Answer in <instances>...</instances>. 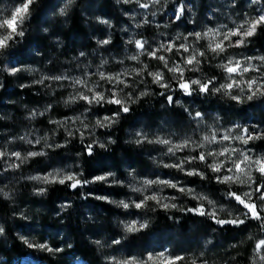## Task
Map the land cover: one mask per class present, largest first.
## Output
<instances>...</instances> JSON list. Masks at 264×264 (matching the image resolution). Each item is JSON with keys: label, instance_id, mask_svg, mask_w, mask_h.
Here are the masks:
<instances>
[{"label": "snow or ice", "instance_id": "obj_1", "mask_svg": "<svg viewBox=\"0 0 264 264\" xmlns=\"http://www.w3.org/2000/svg\"><path fill=\"white\" fill-rule=\"evenodd\" d=\"M117 2L135 4L146 13L153 6L161 4V0H117ZM246 2L249 7L255 6L253 12L245 11L239 14V19H233L230 25L228 23L208 25L201 31L188 30L173 39L156 43H149L145 38L130 37L125 43L132 45L134 51L124 59L117 60L116 63L123 65L127 60L133 62L134 67H125L118 72H107L102 69L109 61L101 59L94 70L84 71L79 77L67 74L45 75L32 84L20 85L22 88L32 85L51 87V84H46V81H50L58 87L71 88L72 91L68 92L63 100L64 105L81 104L85 113H91L96 117L91 127L84 123L81 116L65 115L64 120L49 118L48 122L57 126L52 129L53 132H58L60 128L64 129L61 133L63 142L47 145V148L53 152L67 148L76 139L81 145L77 155L92 157L96 154V148L105 152L110 151V146L117 143L112 136L113 128L122 118L128 117L134 111V105L152 96L162 97L169 107L181 106L183 115H186L190 122H195L192 134L185 133L183 136H177L171 130L165 134L163 128H157L155 132L146 130L155 127L153 122L134 133L130 132V138L125 141L141 149L145 146H153L152 151L159 152L162 157L159 160L154 158V163L164 169L174 170L180 176L173 174L171 178H160L159 175L154 179L146 178L129 164L127 180L117 179L116 173L111 171L93 176L90 180H81L82 171L70 172L55 168L43 176L31 177L44 185H66L73 190L90 183L102 182L108 186L127 187L131 193L136 194L121 200H109L107 196L95 197L124 210V219L119 221L121 232L112 238L108 246L126 248L129 254L105 256L103 258L105 264H207L203 252L195 258L185 252H173L168 248L160 251H145L140 255L131 254L133 244L130 238L146 239L140 234L145 233L150 227L148 213L158 211L191 214L211 221L220 228L231 226L232 229H238L241 234L250 228H255L256 233L247 236V240L252 243L254 256L250 258L251 264L257 262L264 264V153L257 152L254 147L257 142H264V129L259 126L250 129L235 124L226 130L210 127L201 135L200 124L205 120L204 113L185 107L176 95L179 93L185 98L219 96L238 105L264 101V51L257 49L258 54H247L256 43L253 38L264 35V0H246ZM37 3L38 0H15L11 10L6 13L0 12V56L10 55L16 61L4 69L8 75L15 76L25 70L24 64L31 53L22 45L28 31L27 22L32 19V12ZM74 5L76 0H63L62 6L50 7L58 6V15L67 17ZM226 6L235 9L242 8L243 4H238L237 0H228ZM125 14L128 15L126 10ZM190 16L191 6H186L182 2L177 3L170 22L179 27ZM98 20L99 23L112 28L108 20L100 18ZM189 22L195 24V18H191ZM149 23L150 20L145 14L143 24ZM142 26L140 23L136 24V28ZM44 31L47 32L48 29L44 28ZM122 31L127 32L128 29ZM111 44V36L97 41V47L104 48L108 52L112 49L106 46ZM236 49L246 51H233ZM79 55L84 57L86 54L80 52ZM205 65L219 69V74L203 75ZM196 73L202 75L196 76ZM3 86L0 83V88ZM184 103H187V100ZM52 107L50 103L42 112L33 110L29 119H34L37 115L44 116L52 111ZM101 112L107 114L101 115ZM216 119L219 120V117ZM78 123L83 127L68 126ZM138 123L139 121H136V124ZM97 130H105L101 132V135L107 133L104 140L97 135ZM20 139L24 140L25 137ZM26 142L33 146L40 143L39 140ZM237 144L242 147H237ZM149 154L151 155V152ZM43 156H47V152L29 150L26 154H22L19 151L9 152L0 145V162H2L0 171L19 169L28 160ZM181 177H199L200 181L224 186L223 199L230 204L235 202L232 205L235 214L228 212L222 216L221 213L225 211L222 203L218 204L217 200L189 187ZM165 188L172 189L180 195H164ZM46 192V187L36 190L37 195H44ZM4 195L5 198H9L7 193ZM181 197H187L195 201V204L191 207L185 206ZM167 218L177 220L174 216ZM3 233L4 228L0 227V235ZM21 240L28 248L41 252L48 254L63 252V248L52 247L47 242L33 243L24 237H21ZM92 243L97 246V251L106 246L99 239L93 240ZM232 247L235 248L237 245L233 244ZM120 248H117V251Z\"/></svg>", "mask_w": 264, "mask_h": 264}, {"label": "trees", "instance_id": "obj_2", "mask_svg": "<svg viewBox=\"0 0 264 264\" xmlns=\"http://www.w3.org/2000/svg\"><path fill=\"white\" fill-rule=\"evenodd\" d=\"M181 1L183 0H173L172 3L174 5ZM55 3L56 0H38L32 12V19L27 22L28 31L22 47L27 48L30 53L35 52L44 56L45 59L55 54L58 59L66 60L69 53H74L77 49H85L86 46L91 44L89 28L86 27L87 21L81 10L87 1L83 5V0H76V5L73 6V10L67 16L66 21L59 22V15H55L57 6L52 12V17L55 15L57 18L53 17L52 21H44L45 12L51 13L53 7L50 6L56 5ZM57 5L59 6V3ZM98 7L100 13L108 14V18L110 17L112 20L119 22V9L115 6L113 0H99ZM63 22H65L64 25H62ZM44 28H47L48 31L45 32ZM55 34L59 43L58 41H55L56 43L52 42L51 38ZM113 38L117 42L119 36L114 34ZM253 39L256 41L253 47L263 50L264 35H259ZM7 57L8 55L0 56V83L4 85L0 89V111L3 113L12 111L22 116L20 106L13 102L20 101L29 105L30 102L36 101L32 95V88L21 89L19 84L16 83L17 78L4 72ZM31 58L32 55L26 63L32 62ZM203 74L212 76L213 72L210 68H207L204 69ZM176 95L187 101L196 100L202 112H206L207 109L218 110L223 113L231 110L239 116L242 114L248 117L249 113L255 110V108L252 109L253 107L249 109L248 107L244 109L237 108L235 103L226 105L218 96L185 98L180 96L179 93H176ZM4 100H7L8 104H5ZM133 107L134 111L128 117L122 118L120 123L113 128L112 136L117 140V143L110 146V151L105 152L96 148V154L92 157L77 155L81 145L76 139L65 149H57L55 152L49 151L47 155L49 161L55 164L56 162L63 164L68 161L72 165H79L80 171L83 172L80 177L81 180H90L93 176L109 171L115 172L117 177L124 179L126 176L124 170L127 167L129 168V164L140 171L148 168L149 163L141 154L140 149L136 148L135 145L125 143L128 139L127 132H130L133 125L139 120L146 124L155 123L156 120H162L163 117L164 119L183 121L185 115L176 107L167 106L166 101L158 96L145 98L144 101ZM162 107L165 109L164 113H162ZM254 113L256 116H263L262 112L255 111ZM2 120L0 119V130L6 124ZM257 146L259 149H264V142H258ZM68 157L69 159H66ZM29 168L45 170V158H36ZM190 180L191 184H199L214 197L229 203L223 199L224 186L200 181L196 178ZM22 190L25 195L24 198L28 199H17L13 202L0 196V227L4 228V233L0 235V264H19L29 255L42 264H75L78 259L84 260L86 264H105L100 250L97 251V246L92 241L96 239L105 241V238L112 240L114 236L120 234L117 233L115 227L119 213L110 203L94 199L88 194L114 196L118 194V190L106 187L99 182L90 183L75 190L66 185H54L47 188L43 199H36V197L29 199L27 186H23ZM65 202L69 205L61 211L59 206ZM187 203L186 206L191 207L195 204V201L189 200ZM234 203L233 201L232 204L234 205ZM22 211H25L26 217L22 214ZM168 216L176 217L179 222L168 219ZM148 217L150 218V227L145 233L140 234L141 237L146 239L130 238L133 244L131 248V254L133 255L144 253L148 249L152 237H155V244L171 243L174 249L183 250L186 253L194 252V250L182 248V242L187 244L189 238L194 240L202 238L205 242L210 241L209 247L211 246L212 252L217 254V260L220 263L251 264L250 258H253L252 243L247 240V236L255 234V228H250L247 232L241 234L238 229H232L231 226L220 228L204 218L174 211L169 213L163 211L150 212ZM19 231L25 232V234L30 232L35 239H39L38 243L49 242L52 247L59 246L63 248V252L48 254L28 248L20 239ZM164 233H176V236L171 235L172 238L178 237L181 239L179 242L174 239L163 240L162 235ZM233 244H236L237 247L233 248ZM117 248H120V246H117ZM120 249L129 254L128 249Z\"/></svg>", "mask_w": 264, "mask_h": 264}, {"label": "rangeland", "instance_id": "obj_3", "mask_svg": "<svg viewBox=\"0 0 264 264\" xmlns=\"http://www.w3.org/2000/svg\"><path fill=\"white\" fill-rule=\"evenodd\" d=\"M83 0V5L87 1L86 5H84L81 10L82 14L84 15V18L87 21L86 27L89 28L88 32L90 34V43L88 46L85 47V49H77L74 53H69L67 55L66 60H60L58 57L54 54H52V57L48 56V59H45L44 56H41L38 53H31L33 60L32 62L25 63L24 68L25 70L22 72H19L15 75L17 78L16 83L19 84V87L21 84H32L33 81L40 79L42 76L45 75H61V74H67L69 76L73 77H79L82 75L84 71H92L95 69L96 65L99 64L101 59H107L109 61L108 64L104 66L102 69L103 71L107 72H118L122 71L125 67H134V63L131 61L125 60V63L118 64L116 63L117 60L124 59L127 55H130L132 51H134L132 45H127L125 42L130 38L140 39L145 38L149 41V43H156L161 40H167V39H173L178 34H184L188 30L195 29L196 31L203 30L208 25H217L221 23H228L231 24V21L233 19H239V14H242L243 12L247 11L249 13L253 12L254 5L252 7H249L246 0H237L238 4H243L242 8H229L227 7L228 0H183L181 1L186 6H191V16L188 17L185 20L184 24H181L179 27H177V24L170 22V17L172 16L173 9L175 8L176 4L173 5V0H161L160 5H155L151 9L145 12L144 9L138 8L135 4H122L118 3L117 0H113L116 7L119 9V15L120 19L119 22H116L112 20L110 17L108 18V14H102L99 12L98 7V1L99 0ZM15 0H0V12H8L11 10ZM180 2V3H181ZM59 3V6L63 5V0H56V5ZM56 7V6H55ZM52 8L51 13L45 12L44 14V21H52L55 17V15H58L59 7H56V14L52 17V12L54 11V8ZM125 10L127 11L128 15L125 14ZM153 13H155L153 15ZM145 14L147 15L148 19L150 20L149 24L144 25L143 20L145 17ZM134 17V18H133ZM100 19H106L112 24V28H109L108 26L99 23ZM191 18H195L196 23L193 24L189 22ZM51 19V20H50ZM59 22L60 21H66L67 17H61L59 16ZM65 22L62 23L64 25ZM140 23L143 26L140 28H136V24ZM127 28L128 31L124 32L122 29ZM116 34L119 36V39L117 42L114 41L113 35ZM133 34L134 37H133ZM109 36H111L112 44L109 46H106L107 48H111L112 50L110 52L105 51L104 48L97 47V41L106 39ZM52 39V42L56 43L55 41H58V37L55 34ZM179 42V41H178ZM59 43V41H58ZM260 51H264L259 49ZM233 51L242 52L246 51L243 49H236ZM30 52V51H29ZM80 52H84L86 55L84 57H80ZM257 53V48L251 47L250 51H247V54H253ZM258 54V53H257ZM31 55L27 58V60L31 57ZM56 62V63H55ZM16 63L12 59L10 55H8L5 64L4 69L6 67H10L12 64ZM154 63V62H152ZM215 61H213V64ZM90 66V67H86ZM210 68L213 74H219L220 70L216 69L210 65H205L204 69ZM5 73L7 71L4 70ZM186 75H193L192 73H186ZM196 76L202 75L201 73H196ZM205 75V74H203ZM249 75H254L253 73H249ZM207 76V75H206ZM95 79V78H94ZM46 84H51V87H44L41 85H32V95L35 98L36 102H30L29 105H26L20 101H15L13 103H16L20 106V113H22V116H19L12 111L10 112H1L0 111V119H3L2 121L5 122V127L3 126L2 130H0V145H2L7 151H19L22 154H26L27 151H45L47 152V155L51 149L47 148L48 144L56 143V142H63L61 140V133L64 131L63 128H60L58 132H53L52 129L56 128V125L50 124L49 118L53 120H64L65 115L67 116H81L84 120L85 124H88L89 127H91V124L94 123L96 117L93 116L91 113H85L84 107L81 104H73L71 106H65L63 103V100L67 97L68 92L72 91L71 88H61L58 87L55 83L46 81ZM22 89V87H20ZM1 89V88H0ZM219 97V96H218ZM224 104L230 105V103H234L227 98L220 97ZM39 99V101H38ZM181 100V103L184 104L185 107H189L192 111H201L200 106L198 105L196 100H188L187 103L185 102V99L182 97H179ZM5 104H8L7 100H4ZM52 104V111L46 113L44 116L37 115L34 119H29L30 113L35 110L37 112H42L45 110V108ZM110 107V106H107ZM237 108L244 109L246 107L252 109L253 112L249 113L248 117H245L241 114L239 116L236 112L233 111H225L220 112L218 110L213 109H207L206 112H203L205 115V120L203 123L200 124V132L199 134H203L205 131H207L210 127L219 128L221 130H226L231 127H233L235 124H240L244 127L254 128L256 126H259V128L264 129V101H253L251 103H245L242 105H236ZM176 108L183 113V108L179 105L176 106ZM162 113H164L165 109L161 108ZM255 111L262 112L263 116H256ZM102 115L107 114L105 112H101ZM185 118L183 121H177L172 120L169 118H162V120H156L155 121V127L151 129H146L152 132H155L157 128H163L165 131V134L167 131L171 130L177 134V136H183L185 133L192 134V127L195 126V122H190V119L184 116ZM219 117V120L216 118ZM146 124L142 120H139V123L136 124L135 127L130 130L131 133H134L139 128H144ZM69 127L75 128V127H83L79 123L76 125H68ZM117 126V125H116ZM115 126V127H116ZM105 130H97V135L100 137L101 140L105 139V135H101V132ZM127 132L128 139L129 133ZM20 137H25L24 140L20 139ZM127 139V140H128ZM27 140H31L35 142L36 140H39V144H35L33 146L32 144L27 143ZM258 142L254 145L257 152L264 153V149H259L257 146ZM237 147H242V145L237 144ZM137 148V147H136ZM153 146H145V148L140 149L141 154L144 155L145 159L149 163V167L143 170H136L137 173L141 174L142 176H145L146 178L154 179L156 178V175H159L160 178H171V176L174 174L176 176H180L179 173H175L174 170L171 169H164L160 166H158L156 163H154V158L156 160L161 159L159 152L152 151ZM151 152V155L149 154ZM70 157V156H69ZM66 158V159H69ZM38 158V157H36ZM36 158L30 159L27 162L23 163L19 169L10 170L8 172H2L0 171V196L3 199H8L10 201H17V199H28L24 198V193L22 190L23 186H27L29 189V199L36 197V199H43L44 195H37L36 190L41 187H52L54 185H60V184H48L44 185L38 180H33L31 177L35 176H43L47 172H50L55 169H63L65 171L70 172H80V166L79 165H72L68 163L61 164L60 162H56V164L51 161H49L48 156H43L46 160V169L42 170L36 169L33 170L32 168H29V166L32 164V161L34 162ZM74 159V158H72ZM166 159V158H165ZM48 160V161H47ZM2 163V162H0ZM16 163H19V161H16ZM29 168V169H28ZM128 170L127 167L124 171L126 173L125 180L129 179L128 177ZM105 173V172H103ZM103 173H100L98 175H101ZM97 176V175H96ZM117 179H120L117 177ZM189 187H193L196 189L197 192L204 193L208 195L210 198L217 200L218 204L222 203L224 207V213H221V215H225L228 212H232L235 214V209L232 206L233 204L225 203L218 197H214L212 194L208 193L204 190L199 184H191V180L193 178L199 179V177H181ZM102 183V182H99ZM106 187L108 186L106 183H103ZM110 188H114L115 190H118V194H115L114 196H107L109 200H121L126 199L127 196H135V193H131L127 187H120L117 185L114 186H108ZM235 190V186H234ZM246 190V189H241ZM5 193L8 194L9 198H5ZM164 195H180L179 193H175L174 190L165 188ZM88 196L94 197L96 199V196H103L101 194L94 195L93 193H89ZM181 200L183 201V204L186 206L190 199L187 197H181ZM191 201V200H190ZM179 202V201H177ZM66 205V206H64ZM69 203L65 202L59 206V209L61 211L65 210L68 207ZM112 207H114L118 211V219L116 221V231L117 233L121 232V229L119 227V221L124 219V210L122 208H117L115 205L111 204ZM23 210V209H22ZM134 211V210H133ZM25 211H22V214L26 217ZM28 216V214H27ZM20 239L21 237H24L28 239L30 242L38 243L39 239H35L33 235L29 232L25 234V232L18 233ZM176 236V233H164L162 235L163 240H169L174 239L178 242L181 238L175 237L172 238V236ZM103 241L105 243V247L103 249H100V252L102 254V257L109 255H116V256H127L128 254L123 251L119 250L117 251V246L112 245L108 246L111 242L108 238L104 239ZM174 242V241H173ZM48 244H50L48 242ZM220 244V243H219ZM160 245V246H159ZM209 243L202 240V238L194 240L193 238H189L188 243L185 244L184 242L181 243L182 248L186 250H194V252L187 253L190 257L195 258L198 256L201 252L204 253V259L207 260V264H224L220 263L219 260H217V254L213 253L211 250V246L209 247ZM52 246V245H51ZM222 246V245H221ZM148 249L146 251H160L164 248H168L169 250L173 252H184L183 250H176L172 247L171 243H164L161 244H155V237L151 238V242H149V245L147 247ZM137 252H139L137 250ZM186 253V252H185ZM143 253H136L134 255H140ZM254 258V256H253ZM19 264H42L39 261H37L33 256L29 255L26 258H24ZM75 264H86V262L82 259H78L75 261ZM259 264V262H257Z\"/></svg>", "mask_w": 264, "mask_h": 264}]
</instances>
